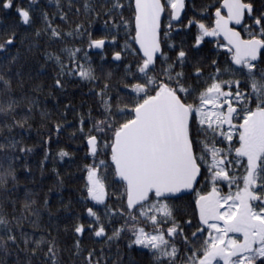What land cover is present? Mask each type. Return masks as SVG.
<instances>
[{"label": "snow or ice", "instance_id": "6c2138e0", "mask_svg": "<svg viewBox=\"0 0 264 264\" xmlns=\"http://www.w3.org/2000/svg\"><path fill=\"white\" fill-rule=\"evenodd\" d=\"M48 2L54 11L0 0V13L15 12L0 28V264H64L47 194L39 207L30 189L15 195L17 164L30 175L34 151L20 130L37 113L47 127L41 175L53 134L58 144L70 127L68 139L84 149L68 174L77 197L59 201L73 221L64 227L74 237L72 264H136L134 249L148 264H264V0ZM101 18L94 38L89 29ZM85 34L86 47L76 43ZM42 37L41 54L55 67L48 95L69 79L86 82L87 111L69 102L53 120L41 107L43 85L24 91L23 58ZM56 157L76 160L67 147ZM52 171L60 191L65 178ZM86 233L102 242L99 252L83 246Z\"/></svg>", "mask_w": 264, "mask_h": 264}, {"label": "trees", "instance_id": "16d2710c", "mask_svg": "<svg viewBox=\"0 0 264 264\" xmlns=\"http://www.w3.org/2000/svg\"><path fill=\"white\" fill-rule=\"evenodd\" d=\"M20 2V0H17ZM209 0H195L197 5L201 3H207ZM24 3H27V0H24ZM44 6L48 8L49 12L55 10L54 2L49 4L48 0H38V4L36 7ZM0 16H3V23H0V28L6 26L8 23L12 22L11 17L15 16L14 10L9 13H0ZM70 20L76 21L77 17L75 16V10L69 14ZM18 19V17H17ZM103 19L96 20L91 24L90 31L94 32L96 35L94 38H98L99 34L103 30ZM79 20L88 26V20L84 16H80ZM57 23H60L59 19L57 18ZM36 26H39L37 24ZM63 27H68V25H62ZM25 26H22V28ZM34 30V29H32ZM177 43L179 42L180 37H174ZM46 38L42 37L40 39L39 48L34 50L31 53H26L23 58V68L22 71L25 73V85L24 91L31 92L32 88L36 84L43 85L44 91L39 94V100L41 102V107L46 108L47 110L53 113L52 119H58L56 115L58 110H62L65 104L69 102L74 105L77 110L87 111L88 106L92 103V97L88 95L89 85L86 82H79L77 79H69L66 87L63 92L57 91L55 93V99L52 96L48 95V92L51 90L49 85L53 83V79L55 76V67L50 62L46 63L41 52L44 47V41ZM76 43H82L83 46L86 47L87 43V35L85 34V39L83 42L77 40ZM55 47V46H53ZM212 45H205L204 51L211 48ZM90 54H93L94 62L99 63V56L96 55L93 50H89ZM108 59H111V50L108 52ZM44 65V67H41ZM29 75L31 79H29ZM35 94V93H33ZM73 113L71 110L68 112V119L72 120ZM32 123V128L25 132L24 130H20V135L24 137V141L29 146H34V151L27 156V161L32 169L31 174L25 173L24 169L20 167V163L18 162V176L20 177L21 183L19 186V191L15 193L21 200L24 195L25 188L30 189L32 192L37 193L36 199L38 200L37 207H39L47 194L48 199L50 201L49 207L53 213L56 214L55 216V224H53L52 228L49 229L52 231L53 235H57V226L59 230V242L60 245L65 251L62 252V260L64 264H72L73 257L71 256L68 249H70L74 242V237L71 231L65 233L64 227L65 224H71L73 221L68 219L66 220L65 217L68 215L66 214L63 209H60V197L62 196L65 201H67L70 197L72 199H76L77 193L75 191L76 188L79 187V184L76 181L69 179V173H76L75 164L80 162L79 158L83 156L84 149H80L76 151L78 147L77 141H72L68 139V134L71 132V128H67L60 136L59 143L55 142L56 137L53 134V143L51 144V155L49 159L45 161V168L44 173L41 175L40 170V161L43 159L44 156V145L42 143L43 139L47 136V127H41V119L39 113L36 114L35 118ZM59 147H67L69 151H73L76 154L75 162H70L68 157H65L63 161L59 160L56 157V152ZM53 168H56L60 171L61 175L65 178V186L60 190L57 191L55 183H56V176L52 171ZM52 189L49 192V189ZM19 207V205H18ZM57 209H60L57 212ZM41 223L42 225L47 228L48 227V212L42 211L41 212ZM102 242H97L95 239H90L88 234L86 233L82 244L85 248H95L98 252L101 247ZM127 241L126 239H122L120 241V251L124 253L125 261H127L129 253L127 248L125 247ZM107 252V248L105 249ZM117 249L115 244L112 246L111 252L113 257L115 256ZM131 256L136 260V264H148L149 257L142 253L139 250H132ZM109 264H111V259L109 260Z\"/></svg>", "mask_w": 264, "mask_h": 264}]
</instances>
